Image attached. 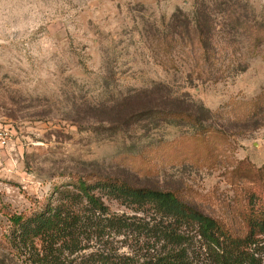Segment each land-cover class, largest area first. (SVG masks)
Masks as SVG:
<instances>
[{"label":"rangeland","instance_id":"374dc122","mask_svg":"<svg viewBox=\"0 0 264 264\" xmlns=\"http://www.w3.org/2000/svg\"><path fill=\"white\" fill-rule=\"evenodd\" d=\"M194 1L0 0V126L11 135L0 264H20L3 236L10 213L89 173L175 191L239 233L251 213L264 215V32L230 33L212 12L208 51L192 32L159 51L155 35L173 33L163 21L191 14ZM242 1L244 16L263 23L264 0ZM143 107L193 120L162 122ZM129 118L137 122L124 126Z\"/></svg>","mask_w":264,"mask_h":264},{"label":"trees","instance_id":"16d2710c","mask_svg":"<svg viewBox=\"0 0 264 264\" xmlns=\"http://www.w3.org/2000/svg\"><path fill=\"white\" fill-rule=\"evenodd\" d=\"M242 0H195L193 11L178 9L158 36L166 52L178 46L184 33H194L208 51L215 38L212 12L224 13L230 33L245 27L264 32V22L244 16ZM248 11V9L246 10ZM177 36V37H176ZM172 37V42L169 40ZM210 40V42H209ZM234 41V39H233ZM258 36L253 46L257 45ZM244 66L242 69H245ZM147 118L169 123L173 118L193 120L185 111L147 109ZM138 113H141L138 111ZM132 118L124 120V126ZM153 120V119H152ZM56 197L35 201L29 212L9 215L4 240L20 264H264V215L245 218V231H232L169 189L137 186L113 176L89 173L76 176ZM251 197H255L253 194ZM116 201L130 212H116ZM126 249V250H124Z\"/></svg>","mask_w":264,"mask_h":264},{"label":"built area","instance_id":"2783aa9c","mask_svg":"<svg viewBox=\"0 0 264 264\" xmlns=\"http://www.w3.org/2000/svg\"><path fill=\"white\" fill-rule=\"evenodd\" d=\"M10 131L0 126V168L4 161V153L10 141Z\"/></svg>","mask_w":264,"mask_h":264},{"label":"water","instance_id":"95a60500","mask_svg":"<svg viewBox=\"0 0 264 264\" xmlns=\"http://www.w3.org/2000/svg\"><path fill=\"white\" fill-rule=\"evenodd\" d=\"M1 42V41H0Z\"/></svg>","mask_w":264,"mask_h":264}]
</instances>
